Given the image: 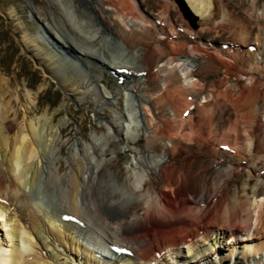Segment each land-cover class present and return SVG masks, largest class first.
Here are the masks:
<instances>
[{
  "label": "bare ground",
  "instance_id": "1",
  "mask_svg": "<svg viewBox=\"0 0 264 264\" xmlns=\"http://www.w3.org/2000/svg\"><path fill=\"white\" fill-rule=\"evenodd\" d=\"M101 1L86 0L84 7L89 11V17L93 19L90 15H94L104 27L107 20L103 14L107 11L114 14L100 6ZM111 1L122 10L123 17L111 23L115 24V32L106 29L103 38L110 39L117 57L100 44L102 35L97 38L83 34L64 14L65 19L61 15L52 18V25L46 32L52 30L53 22L62 19L58 30L63 38H68L69 45L63 44L65 41L59 34L57 41L62 47L66 46L65 53L71 54L73 46L81 55L95 61L94 67L99 74L105 75L108 70L116 78L118 83L109 87L113 89L110 90L98 75L89 77L86 68H83L85 75L75 74L65 61L53 62L57 70L67 71L69 80L73 81L72 87L83 89L85 95H90L96 88L102 90L105 97L99 99L96 94L94 98L99 112L104 106L114 104L113 99L118 102L123 92L129 95L133 106V119L128 124L129 143L138 167L123 189H116V200L102 198L99 194L103 155L100 159L93 156L80 158L81 165L76 171L58 177L54 169L58 158L54 153L70 120L61 121L60 133L53 134L47 119L44 124L38 121L42 123L40 127L33 120H27L26 124L20 122L19 112L11 105L12 99L8 101L2 109L0 107V152H3L0 159V215L9 212L20 222L12 226L14 220L9 218L13 232L7 229V234L14 244L10 245V250L0 248V264H53L45 258L59 264L62 256L71 259L66 255L69 252L73 257L82 256L85 264H110V261L114 264H222L225 261L220 253L216 263L208 258L214 255L210 236L214 234V227L219 230L213 241L216 246L228 235L236 242L232 230L227 227L237 230L241 241L264 240V155H256V144L260 139L257 133L262 130L264 119H261L260 102L255 104L257 92H253L264 89V69L258 64L259 59L264 58V49L260 51L264 48V39L257 38L260 33L256 34L257 50L249 51L248 46L252 45L248 44L250 37L244 35V29L250 30L251 25L245 19L238 21L235 18L233 36H238L236 44L244 46L233 43L224 53L215 48L210 51L198 43L187 44L190 40L197 41V31L181 32L174 24L160 18L156 21L159 27L168 23L167 29L162 28L160 37L146 23L125 18L129 14L124 5L126 0ZM185 1L195 14L211 11L212 5L205 4L206 0ZM251 4L255 6V0H251ZM55 13H59L58 10ZM261 17L264 18V8L252 21L260 24ZM239 22L244 24L238 26ZM150 23L157 26L154 20ZM42 46L51 50L49 45ZM250 58L256 60L255 65L249 64ZM229 60L239 63V76L232 73L235 68ZM221 67L230 76L231 84L221 80L217 85L210 79ZM247 69L253 73L246 79ZM244 79L248 82L241 85ZM1 81L0 99H3L13 92L8 81ZM213 102L215 109H210ZM221 102L228 103L237 113L240 110L242 124L246 127L245 123L249 121V128L243 127L242 131L237 116L235 122L227 123V112L223 108L220 110ZM221 113L223 117H220ZM12 115L15 118L6 122ZM123 118L128 121L126 116ZM43 137H47L45 145L41 142ZM118 137L117 131L116 136L110 133L105 139L92 137L91 148L98 144L105 147ZM261 142L264 146V139ZM36 145L44 153L33 167V161L39 155ZM221 145L228 146L229 151L220 149ZM257 168H260L259 174ZM84 171L88 176L82 181ZM242 172L250 180L244 181L240 195L235 193L234 197L227 198L229 191L225 184ZM216 174L218 180L213 176ZM250 182H254L253 185ZM237 184L234 183L236 187ZM40 185L47 194V205L37 202ZM42 206L51 208L53 214L41 210ZM80 237L90 239V242L85 243ZM94 245L97 247L92 248ZM174 247L177 251L171 252ZM246 248L253 250L251 256L255 262L264 261V242H251ZM118 249L127 250L128 254H118ZM180 249L186 250L185 257L174 262Z\"/></svg>",
  "mask_w": 264,
  "mask_h": 264
},
{
  "label": "rangeland",
  "instance_id": "2",
  "mask_svg": "<svg viewBox=\"0 0 264 264\" xmlns=\"http://www.w3.org/2000/svg\"><path fill=\"white\" fill-rule=\"evenodd\" d=\"M85 1L86 0H0V91L2 90L1 79H4L10 83L9 89L13 92L12 95H7L6 98L0 99V107L2 109L6 103L12 99L11 105L19 112V116L21 117L20 122L26 124L27 120H33L34 122L40 120L44 124L47 119V125L49 124V127L53 128V134L56 132L60 133V122L64 119H69L70 124L64 128L63 136L60 135V141L56 145V151L54 153L56 159L58 158L54 162V169L57 171V176L63 177L69 171H76L78 166L81 165L80 161H78L80 158L93 156L96 159H100L103 155L101 164L103 166L99 170L100 184L102 186L100 187L101 192H99V194H101L102 198L116 200V189H123L134 169L138 167L136 156L130 150L131 147L129 143L131 134L129 133L130 130H128V126L133 119L129 108L130 105H132V100L130 101L129 95L123 92L121 96L118 97V102L116 99H113L115 102L114 104L104 106L103 111L99 112L96 108L94 98L97 94V98L103 99L105 94L102 90L96 88L90 95H85L83 89H75L72 87L73 81L69 80L70 77L67 71L65 70V74L63 69L57 70L53 62L58 59L65 61L69 70L75 74L83 73L85 75L83 68H86L89 71V77L98 75L100 77L99 80L101 82L103 80L108 88L116 84V78H114L108 70V72L106 71L104 73L105 75L102 73L99 74L94 67L95 61L81 55L73 46H69L71 47V54L65 53L64 49L66 46L62 47L61 43L57 41L61 36L58 27L59 23L62 24V19L58 20V22H53L52 30L49 31L47 29L46 32V28L52 25V18L61 15L60 17L65 19L62 15L64 14L68 20H72L83 34L96 36L97 38L102 35L99 39L100 44L105 46L112 56L117 57L118 54L116 53V49L110 44V39L103 38V34H106V29L115 32V24L111 25V23H115L116 18L123 17L122 10L119 7L113 6L111 0H102L98 3L114 14L113 16L108 11L103 14V18L107 20V23L102 27L99 23L100 19L92 14L90 16L93 17L94 20L89 17V11L84 7ZM206 1L207 3L205 4L212 5L211 11L196 13L199 16V21L185 18L173 0H126L124 5L128 8L129 14L125 18L128 20L135 19L139 24L146 23L149 28L155 29L156 34L158 36L160 35V37H162V34H160L162 33L161 31H163L162 28L167 29L168 23H170V25L171 23L174 24L177 29L185 28L183 30L181 29L182 31L186 30L190 33L197 31V41L192 42V40H190L191 42H189L186 40L188 45L198 43L201 46L209 48L210 51H213L215 48V51H219L220 53H224V50L227 51L223 48L224 45L228 47L233 43H237L238 36H233L236 29V26L233 25L235 18L238 21H240V19H245L248 25H251L250 30L244 29V35L250 37L248 44L252 46L255 45L254 40L256 41L255 38L258 33H260V36H257V38L264 39V18H260V24L256 25V23L253 22L257 13L264 8V0H255V6L251 4V0ZM57 10L59 13H55ZM148 15L155 21L156 25V21L160 20V18H163V21H168V23H162L164 27H159L160 24L159 26H153L150 23V21L153 20ZM240 24H244V22H239L238 26ZM51 37L52 39L54 38L53 42H50L52 40ZM62 39L65 41L63 44L69 45L68 38L62 37ZM42 44L49 45L51 50H49L48 47L42 46ZM239 45L241 44H236V46ZM244 55H246V53ZM254 60V58H250L249 64L250 62H256V60ZM229 62H231L235 68L232 73L239 76L240 74L237 72L239 63L231 60H229ZM53 71L56 72V75ZM182 71L183 69L181 68L180 74H182ZM210 79H214L217 85L221 80L231 84V82H229L230 76L225 74L224 67H221ZM247 82L248 80H246V82H241V85ZM252 85L254 86V83H252ZM253 92H257L255 104H258V101L261 102L259 107L262 110L264 106V89ZM204 101L201 99V102L204 103ZM215 106L216 104L213 102L209 108L215 109ZM222 108L227 112L225 116L226 119L228 118L227 123L231 120V124L237 119L240 121L242 120V112H240V110L237 113V110L232 108L228 103L221 102L220 110H223ZM131 109H133V106ZM123 116H126L128 121H126ZM223 116L224 114L221 113L220 117ZM228 116H230V119ZM14 118L15 116L12 115L6 122H11ZM199 118L200 116L197 117V121ZM39 122L37 124L38 127L42 124ZM248 122L249 121H246L245 124H247V126L245 127L241 121L239 125L242 131L243 127L246 129L249 128ZM262 126V130L257 133L260 138L256 144V155L258 157L264 155V146L261 142V140L264 139L263 120ZM204 128L206 129L207 125H205ZM116 131L120 134L117 140L114 138L113 141L105 147L98 144L95 148H91L93 147L92 137L105 139L110 133L116 136ZM231 136L234 137L233 133ZM46 141L47 137H43L41 140L44 145ZM116 143H118V147H116ZM35 149L38 151L39 155L34 159L33 167L35 163L41 160L42 154L44 153V151H42L43 149L38 145L35 146ZM2 154L3 152H0V159L2 158ZM256 170L257 174H259L260 168ZM44 175H47V173H44ZM87 176L88 174L84 171L83 175H81V180L83 181ZM213 176L218 180V174ZM248 179L250 180V177H248L245 172H242L237 178H230L225 184L227 191H229L226 197L232 198L235 193L240 195L244 181ZM235 182L238 183L237 187L234 185ZM253 183L250 182V185H253ZM235 189L238 190V192H236ZM40 190L41 191L37 193L38 201L35 200V202L37 201L40 204L43 202L42 205H47L45 202L47 201V194L44 192L41 185ZM263 192L264 187H262V193ZM94 201L96 202V199ZM40 207L36 209L38 210ZM42 207L43 209L41 210H47L50 214H53L51 208L48 210L45 208L46 206ZM139 213H142V211L140 210ZM217 217L214 219H217ZM9 218L14 220L12 226L16 222H20L19 219L15 220L11 217V213L9 212L0 215V248L4 250L12 249L10 245L14 244L8 238L7 234V229L13 232V229H11L12 226L9 224ZM106 222L109 225L110 222ZM237 224L242 223L237 221ZM4 225L7 226L4 227ZM226 229L232 230L231 233L236 242H232L231 240L233 238L228 235L220 245L216 246L213 241L216 238L215 233L219 232V230L214 227V234L210 235L211 247L214 250V255L211 254L208 256L209 259H212V262H217L216 257L217 254L220 253L225 261H223L224 263L222 264H264V261L255 262V259L251 256L253 250H246V244L251 242L262 243L264 242L262 238H257L252 241L243 240V242L241 241L242 237L237 236V230L229 227ZM254 232L257 233V230ZM76 234H74V236ZM79 239L81 241L84 240L85 243L86 241L87 243L90 242V239L88 241L85 237H80ZM40 244L43 243L40 242ZM96 247L97 246L94 245L92 248ZM172 251H177V247H174V250L171 249V252ZM246 251H248L247 255ZM185 252L186 250L180 249V252L175 254L177 257L176 260L173 261H181L185 257ZM70 254L71 252L66 255L71 259H68L67 256H62V259L58 260L59 264H85L84 260H82V256L73 257ZM250 256L251 258H249ZM168 258L169 257H166V259ZM45 259L55 264L53 259ZM163 260L164 259H162V261ZM110 264H114L113 261H110Z\"/></svg>",
  "mask_w": 264,
  "mask_h": 264
},
{
  "label": "water",
  "instance_id": "3",
  "mask_svg": "<svg viewBox=\"0 0 264 264\" xmlns=\"http://www.w3.org/2000/svg\"><path fill=\"white\" fill-rule=\"evenodd\" d=\"M176 2L180 6L181 10L183 11V13L185 14L186 17L192 16V12L189 9V7L187 6L185 0H176Z\"/></svg>",
  "mask_w": 264,
  "mask_h": 264
},
{
  "label": "snow or ice",
  "instance_id": "4",
  "mask_svg": "<svg viewBox=\"0 0 264 264\" xmlns=\"http://www.w3.org/2000/svg\"><path fill=\"white\" fill-rule=\"evenodd\" d=\"M123 70V69H122ZM186 115H187V113H186Z\"/></svg>",
  "mask_w": 264,
  "mask_h": 264
}]
</instances>
